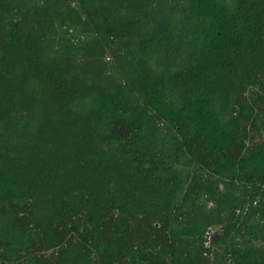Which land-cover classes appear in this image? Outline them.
<instances>
[{
    "label": "trees",
    "instance_id": "trees-1",
    "mask_svg": "<svg viewBox=\"0 0 264 264\" xmlns=\"http://www.w3.org/2000/svg\"><path fill=\"white\" fill-rule=\"evenodd\" d=\"M0 264H264V0H0Z\"/></svg>",
    "mask_w": 264,
    "mask_h": 264
},
{
    "label": "rangeland",
    "instance_id": "rangeland-1",
    "mask_svg": "<svg viewBox=\"0 0 264 264\" xmlns=\"http://www.w3.org/2000/svg\"><path fill=\"white\" fill-rule=\"evenodd\" d=\"M216 231V228L215 227H212L211 228V232H215Z\"/></svg>",
    "mask_w": 264,
    "mask_h": 264
}]
</instances>
